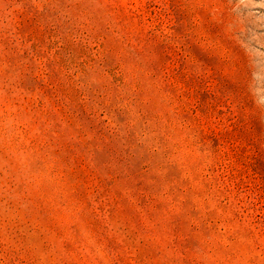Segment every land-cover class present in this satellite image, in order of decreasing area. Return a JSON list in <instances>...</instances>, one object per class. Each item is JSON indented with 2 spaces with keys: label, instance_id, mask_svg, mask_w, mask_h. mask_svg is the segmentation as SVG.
<instances>
[{
  "label": "rangeland",
  "instance_id": "rangeland-1",
  "mask_svg": "<svg viewBox=\"0 0 264 264\" xmlns=\"http://www.w3.org/2000/svg\"><path fill=\"white\" fill-rule=\"evenodd\" d=\"M0 264H264V0H0Z\"/></svg>",
  "mask_w": 264,
  "mask_h": 264
}]
</instances>
